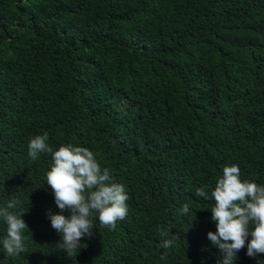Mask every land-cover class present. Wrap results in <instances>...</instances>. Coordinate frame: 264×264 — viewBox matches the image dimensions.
Instances as JSON below:
<instances>
[{
    "label": "trees",
    "instance_id": "obj_1",
    "mask_svg": "<svg viewBox=\"0 0 264 264\" xmlns=\"http://www.w3.org/2000/svg\"><path fill=\"white\" fill-rule=\"evenodd\" d=\"M0 264H264V0H0Z\"/></svg>",
    "mask_w": 264,
    "mask_h": 264
}]
</instances>
